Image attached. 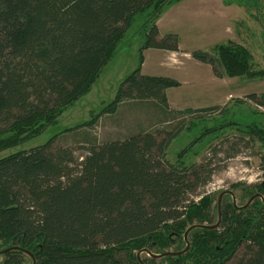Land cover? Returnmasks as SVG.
<instances>
[{"label": "trees", "instance_id": "1", "mask_svg": "<svg viewBox=\"0 0 264 264\" xmlns=\"http://www.w3.org/2000/svg\"><path fill=\"white\" fill-rule=\"evenodd\" d=\"M176 1L0 0V150L42 132L87 91L136 15L145 16V41L104 111L132 100L161 113L151 128L86 140L80 156L52 136L1 157L0 264H264V181L248 191L260 196L222 203L215 220L213 197L190 198L209 181L211 163L166 157L188 116L219 108L169 107L166 90L179 82L141 72L145 50L179 51L177 34L160 36L156 23ZM215 52L191 55L220 76L264 74L246 46L228 41ZM248 97L262 103L264 93ZM245 130L264 145L256 127Z\"/></svg>", "mask_w": 264, "mask_h": 264}, {"label": "rangeland", "instance_id": "2", "mask_svg": "<svg viewBox=\"0 0 264 264\" xmlns=\"http://www.w3.org/2000/svg\"><path fill=\"white\" fill-rule=\"evenodd\" d=\"M145 23L143 14L136 15L120 37L113 57L102 65L88 90L64 107L42 132L0 150V158L42 144L52 136L72 146L75 155L80 156L83 149L78 147L86 140L122 138L138 128L157 125L161 113L144 101L126 100L114 111H104L121 81L137 65L139 48L145 41ZM156 23L160 36L177 34L179 51L145 50L141 72L169 76L179 82L166 90L169 107L219 106L210 115L188 116L192 122L172 140L166 152L170 162L211 163L209 181L190 198L205 194L213 197L211 215L217 220L222 203L245 204L248 191L258 190L264 181L263 140L245 130L256 127L264 134V99L261 103L248 97L250 93H264V74L220 76L216 68L193 58L191 51L216 53L215 45L233 41L249 49L253 69L263 70L264 0H179L164 5ZM91 120V125L86 124ZM168 249L171 252L174 247Z\"/></svg>", "mask_w": 264, "mask_h": 264}, {"label": "water", "instance_id": "3", "mask_svg": "<svg viewBox=\"0 0 264 264\" xmlns=\"http://www.w3.org/2000/svg\"><path fill=\"white\" fill-rule=\"evenodd\" d=\"M221 196V195H220ZM220 196H219V198H220ZM254 196H260L259 194H255V195H253L251 198H253ZM251 201V199H249V201L246 203V204H248L249 202ZM262 201H263V203H264V199L262 198ZM219 215H220V212L218 211V218H219ZM214 226H216V224L215 225H213V226H210V227H214ZM185 237H186V234H185ZM182 251H179V252H177V253H181ZM165 254H173V252H167V253H165ZM155 256H161V255H155Z\"/></svg>", "mask_w": 264, "mask_h": 264}, {"label": "crops", "instance_id": "4", "mask_svg": "<svg viewBox=\"0 0 264 264\" xmlns=\"http://www.w3.org/2000/svg\"><path fill=\"white\" fill-rule=\"evenodd\" d=\"M147 50H149V49H147ZM145 52V51H144ZM173 108H175V109H181V110H183L184 108H177V107H173ZM197 108V107H196ZM186 109H188V108H186ZM191 109V108H190Z\"/></svg>", "mask_w": 264, "mask_h": 264}]
</instances>
